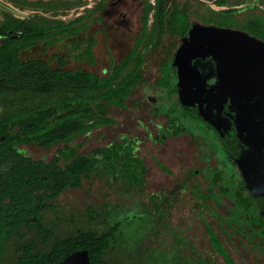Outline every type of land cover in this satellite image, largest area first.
<instances>
[{"label": "flooded vegetation", "instance_id": "1", "mask_svg": "<svg viewBox=\"0 0 264 264\" xmlns=\"http://www.w3.org/2000/svg\"><path fill=\"white\" fill-rule=\"evenodd\" d=\"M173 1L190 4L187 11L189 25L184 34H165L172 46L167 59L171 63L173 85L176 80L173 62L177 56L181 58L182 74L193 80L197 77L200 84L210 89L194 87L195 99L199 103L188 106L182 103L176 86L175 92L156 87V91L146 95L154 120L149 125L138 121L136 127L145 134L143 139L137 132L131 135L137 140L135 153L144 162L145 157L139 151L146 140L151 142L152 148L149 147L148 151L152 150L159 174L168 179L160 185L161 190L152 192L148 199L155 208H162L157 216L172 229L167 236L169 246L174 247L167 264H264V201L252 198L247 187L254 186L255 190L264 188V0H228L224 5H217L216 0L213 3L215 7L201 0ZM75 4L76 0H0V11L18 20L19 27L27 31L24 32L27 38L22 41L33 42L18 52V60L38 61L52 69H81L106 76L109 66L101 71L102 75L81 67L69 69L67 66L71 61H95L94 46L97 42L92 35L93 16L97 14L103 19V14H114L117 3L111 2L94 15L91 14L94 8L84 7V12L76 16H86L80 24L73 22L76 17L66 20V16L72 14L71 10L75 13ZM2 25L0 20V28ZM20 32V29L9 30L11 40L18 39ZM152 51L154 49L149 53ZM109 54L108 63H114L113 54ZM191 85L187 83L188 88L183 91L188 104H191L189 95L192 92L187 90ZM213 94L220 102L210 101L206 105ZM124 107L125 104L119 108ZM168 112L175 116L174 124L169 120ZM195 114L210 120L213 126ZM92 122L89 119L86 122L89 128L70 139V145L75 147L78 155L85 156L130 135L125 131L119 132L116 139H106L105 144L91 146L82 153V146L90 139H95L97 143L98 136L94 138V133L110 126L91 127ZM174 126H181L184 131L175 135ZM82 137L84 142H79ZM179 138L185 139L186 149L190 148L194 155L184 150L173 152L172 158L181 160V167L174 169L161 162L153 149ZM226 140L231 151L227 149ZM30 146L51 154L34 155L37 152H30ZM64 146V142L48 148L27 143L18 146V149L26 157L49 161ZM188 162L189 166H186ZM147 168L146 176L149 172ZM101 174L85 176L78 188L62 191L54 204L66 191H78L85 186L87 190H93L90 184L103 191L112 184L126 189L124 180H114L105 171ZM256 179L262 183L260 188L253 183ZM143 187L134 190L142 194ZM102 195L107 198L108 194ZM94 205L92 200L88 201L82 214L72 209L78 213V218H75L76 214L69 217L71 224H76L75 230L98 226L99 218L91 221L87 213L88 208ZM109 207L108 202L100 205V222H104V230H108L114 222H124L127 217L122 213L120 204ZM57 210L55 204L53 212ZM54 217L55 222L60 220L59 215ZM57 233L60 234L58 225Z\"/></svg>", "mask_w": 264, "mask_h": 264}, {"label": "trees", "instance_id": "2", "mask_svg": "<svg viewBox=\"0 0 264 264\" xmlns=\"http://www.w3.org/2000/svg\"><path fill=\"white\" fill-rule=\"evenodd\" d=\"M106 1L98 0L91 14L104 9ZM189 7L177 1L144 0L139 35L131 52L117 63L110 62L104 77L81 69H52L38 61L18 60V52L33 42L22 41L27 31L19 27L18 20L1 14L0 96L8 98L14 111L0 118V264H58L78 250L88 251L90 264H109L106 254L121 237L127 217L104 230L101 211L89 207V220L99 218L98 226L61 235L56 234L57 222L46 219V213L55 210L54 201L62 191L78 188L90 174L102 176L105 171L114 180H124L125 188L132 191L144 186L148 168L135 153L134 136L113 141L85 156L76 154L70 139L89 128V119L93 121L91 127L116 123L107 107L124 106L143 80L148 51L160 48L165 34H184L189 25ZM85 18L73 22L80 24ZM93 20H100V16ZM19 29L20 37L11 40L9 30ZM167 58L158 68L155 84L175 92ZM174 118L169 114L172 124ZM182 131L181 126L173 127L175 135ZM58 142L65 146L49 161L26 157L18 149L27 143L48 148ZM33 217L36 219L27 221ZM27 231L37 235L47 249L39 250L35 243L25 242Z\"/></svg>", "mask_w": 264, "mask_h": 264}, {"label": "rangeland", "instance_id": "3", "mask_svg": "<svg viewBox=\"0 0 264 264\" xmlns=\"http://www.w3.org/2000/svg\"><path fill=\"white\" fill-rule=\"evenodd\" d=\"M143 1L107 0L105 7L111 2H116V11L114 14L112 11V13L103 14V19L100 17V20L93 21L92 35L97 42L96 46H94L95 61L93 63L87 61H71L67 68L74 69L81 67L102 75L101 71L109 66L108 61L111 56L109 53L113 54L112 56L115 59L114 63H117L119 58L129 52L135 43L134 40L139 35ZM168 1L171 2L173 0ZM97 2L98 0H76L75 6L77 8L75 13L73 14L74 10H71L72 14L66 16V20L73 19L77 14L84 12V7L94 8ZM1 14L3 12L0 11V20L2 22L3 16ZM96 16L98 15L96 14L93 17ZM168 42L169 40L165 36L160 48L150 52L151 54L148 51L143 80L135 87V92L127 97L125 107L108 106V115L118 123L104 127L101 131L96 134L94 133V138L98 136L97 143L95 139H92V141L90 139L89 142H86L82 146L80 150L82 153L89 150L91 146L105 144L106 139L109 141L116 139L118 133L122 131L130 135L137 132L139 133V138H144L145 134L136 126H138L139 120L147 125L154 120V117L149 112L150 102L147 101L146 95H150L157 90L155 80L158 77L159 63L171 53L170 50L172 49L171 44H168ZM13 111L8 98L3 95L0 96V118L11 115ZM151 129L154 130L153 125ZM100 135L103 136V141H101ZM84 140L83 137L78 139L79 142H84ZM185 143L184 138L169 140L161 148L154 147L153 152L161 162L176 169V167H181V160L177 157L172 158L171 155L173 152L184 150L188 151L190 155H194L190 148L186 149ZM149 147L152 148L151 142L146 140L143 148L139 151L145 157V162L149 167L142 194L135 190L123 189V186L119 184H112L109 186V189L104 191L90 184L93 189L91 191L87 190V186H85L81 190H70L61 194L55 202L58 210L48 212L46 217L49 220H54V215H59L60 221L56 223L58 225V231L61 235H65L74 232L76 229V224H71L72 221L69 220V217H74L73 215L76 214L75 218H78L77 212L82 214V210H84L88 201L92 200L93 205L95 204L94 206L99 210L102 202H108L109 209L118 203L120 204L122 213L127 215V218L121 230V237L112 246L114 249H111L106 254V259L109 264H167L170 261L169 253L173 251L174 247L173 245L169 246V238L167 236V233L171 234L172 229L167 227L166 223L157 216L162 208H155L154 203L148 199L152 192H159L161 190L160 185L166 183L168 179L166 180L164 175L159 174L157 164L151 155L152 150L148 151ZM29 149L30 152H37L34 155L42 156L51 154L50 151L39 152L40 150L31 146L28 147ZM186 166H189V162ZM106 192L108 194L107 198L102 195ZM74 208L77 209V212L72 211ZM23 239L25 242L35 243L39 250L47 249V245L32 231H27ZM9 247L11 249L10 252H12V246ZM10 258H12V253H10Z\"/></svg>", "mask_w": 264, "mask_h": 264}, {"label": "water", "instance_id": "4", "mask_svg": "<svg viewBox=\"0 0 264 264\" xmlns=\"http://www.w3.org/2000/svg\"><path fill=\"white\" fill-rule=\"evenodd\" d=\"M201 1L215 3L216 0H201ZM180 63H181V58L176 56V58H174V62H173V67L176 69V80L174 82V85L178 88V91H179V94H180V97H181V101H182V103L184 105H188V106L193 105V106H196L195 103L198 104L199 101L197 99H195V92H196L195 88H197V87L200 88L199 86H201L202 89H206V90L207 89H210V88H208V86H206V85L200 84L197 77H196L197 80L196 79L193 80L187 74H182V71H183L182 68H183V66ZM187 83H192V85L187 90L189 93L191 91L192 94H193L192 95L190 93V95H189V102H191V104H188L187 103V100L185 99V94H183V91H185V89L188 88ZM217 97L218 96L216 94H213L212 97L210 96V100L206 102V105H207V103L209 104L210 101L211 102L214 101V103H219L220 101L217 99ZM195 115H197V114H195ZM197 116L200 119H203V121L207 122V124L213 126V123L210 120L205 119L203 117L201 118L199 115H197ZM225 143H226V145L228 147L227 149L230 150L229 143H228L227 140H226ZM240 165H241V163H240ZM263 166H264V164H263ZM253 183L258 188H260L262 186V183L259 182L258 179H256L255 181H253ZM247 187L251 191V194H252L251 197L252 198H257L258 200L264 201V188H260V189L255 190L254 186H253V188H249V186L247 185ZM35 219L36 218L33 217L31 219H27V221H29V220H35ZM58 264H90V260H89V257H88V251L87 250L74 251L71 254L67 255Z\"/></svg>", "mask_w": 264, "mask_h": 264}, {"label": "built area", "instance_id": "5", "mask_svg": "<svg viewBox=\"0 0 264 264\" xmlns=\"http://www.w3.org/2000/svg\"><path fill=\"white\" fill-rule=\"evenodd\" d=\"M155 0H150L151 3H154Z\"/></svg>", "mask_w": 264, "mask_h": 264}, {"label": "crops", "instance_id": "6", "mask_svg": "<svg viewBox=\"0 0 264 264\" xmlns=\"http://www.w3.org/2000/svg\"><path fill=\"white\" fill-rule=\"evenodd\" d=\"M207 4L213 5V3L208 2Z\"/></svg>", "mask_w": 264, "mask_h": 264}]
</instances>
